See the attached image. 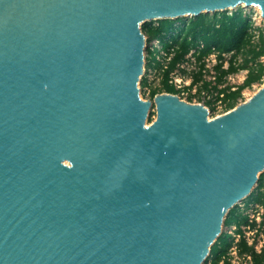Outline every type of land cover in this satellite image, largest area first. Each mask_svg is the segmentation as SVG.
<instances>
[{
    "label": "water",
    "instance_id": "obj_1",
    "mask_svg": "<svg viewBox=\"0 0 264 264\" xmlns=\"http://www.w3.org/2000/svg\"><path fill=\"white\" fill-rule=\"evenodd\" d=\"M241 6L264 18V0H0V264L208 261L264 173V85L212 119L144 99L142 26Z\"/></svg>",
    "mask_w": 264,
    "mask_h": 264
},
{
    "label": "trees",
    "instance_id": "obj_2",
    "mask_svg": "<svg viewBox=\"0 0 264 264\" xmlns=\"http://www.w3.org/2000/svg\"><path fill=\"white\" fill-rule=\"evenodd\" d=\"M146 22L142 29L148 35V42L158 40L161 43L162 49L165 52L163 57L166 60V65L160 61L157 56L151 61H147L148 67H154L162 70L164 79L163 87L166 92L178 94V90L174 84L170 83V75L179 65L187 61V55L191 50H196L198 70L193 74V81L187 89H192L198 82L203 80L205 57L210 55L214 50L222 53L236 52L247 54L245 63L240 65L235 60H231L227 69L222 68L219 64L217 83L221 84L224 77L237 73L240 69H247L248 73L243 84L235 87L219 88L215 85L214 88L218 91L217 99H223L226 106L230 109L234 108L238 99L242 96V92L255 83H260L264 79V62L261 57L264 56V31L259 29L258 42H255L253 33V20L249 14H245L242 7L236 11L229 13L228 11L216 12L213 16L203 13L200 16L192 17L189 21L184 18L176 19H161ZM177 22H180L177 25ZM150 48L147 49L149 53ZM184 70V69H183ZM148 81L143 77L141 85L147 86ZM210 82L204 83V88L209 89ZM154 98L158 94L156 90L150 92ZM221 94L223 96L221 97ZM260 178L259 188H262L263 181ZM256 201L264 205V191H253L248 201ZM239 216L236 225L240 227L248 220L247 216L238 213V205L231 209L225 225L231 224L232 217ZM241 231V229H239ZM233 237L230 234L222 233L218 241L212 246L211 264H220V261L229 251L232 245ZM240 252L250 254L253 259V264H264V246L261 252H257L253 246L248 245L245 239L239 242ZM210 259V258H209ZM208 262V261H207ZM224 264H230L228 260Z\"/></svg>",
    "mask_w": 264,
    "mask_h": 264
},
{
    "label": "rangeland",
    "instance_id": "obj_3",
    "mask_svg": "<svg viewBox=\"0 0 264 264\" xmlns=\"http://www.w3.org/2000/svg\"><path fill=\"white\" fill-rule=\"evenodd\" d=\"M241 7L243 8L245 14H249L251 16V18L253 20V28L256 27L257 33H258L259 29H263V31H264V18L261 16L260 10L256 7H246V6H241ZM237 9L231 8L228 10V12L232 13L233 11H236ZM221 12H223V11H221ZM215 13L210 12V13H206V14L213 16ZM191 18H192V16L184 17V19H186L187 21H189ZM179 23L180 22H177V25ZM153 24L154 25L157 24L156 20H154ZM145 34L148 38L147 33H145ZM255 42H258L257 38L255 39ZM148 48H150V50H149V53L146 50V63H147V61H149V59L151 61H153L155 56H157V58L160 61H162L165 65L167 64L166 60L163 58L165 56V52L162 49L160 42H157V41L148 42L147 43V49ZM246 58H247V54H244L242 52L241 53L233 52L231 54L230 62H231V60H235L237 64L242 65L245 63ZM261 60L264 62V56L261 57ZM210 64L213 65V62L210 61ZM198 65H199L198 63H194L193 61H189L188 63L185 64L184 70L181 69L178 72L181 75V77L183 78L182 85L184 86V88L189 87V85H191V83L193 81V74L198 70ZM247 73H248L247 69H240L237 73L231 74V77H232L231 79H229V78L224 79V81L221 84L224 85L225 87H234L235 88V87L243 84V82L247 76ZM213 76H214V74L208 68V71H206L204 73L203 80H201L195 86H193L192 89H190V90L185 89L184 91L181 90L180 93L177 94L183 100H185L187 102L204 104L206 107H208V109L210 111V118L211 119L218 117L220 115H223V114L231 111L232 109H234L239 104L249 100L264 85V79H263L262 82L255 83L252 87L246 88L242 92V96L238 99L236 106L234 108L230 109L229 107L226 106V103L224 101L219 102V100L217 99V90L213 87V85H214ZM143 77L147 79L148 84H147V86H143L140 84L142 98L153 100L154 98H152L151 94H150V92L152 90H156L158 92V94L159 93H167L165 88L163 87L164 75H163L162 70H160L158 68H154L152 66L148 67L146 65L145 74L143 75ZM205 82L211 83L209 86V89L204 88ZM156 118H157V110H156V106L154 105V107L150 113L149 119H148V125L151 124L152 122H154L156 120ZM261 177L263 179L262 180L263 186H262V188H259V184H260V180H259V183L255 187L254 192L255 191L257 192L258 190L264 191V173H262L260 175V178ZM250 202H251V200L248 201V199H247L246 201L242 202V204L243 203H250ZM238 213H241L243 216L246 215L245 211L241 208L240 205H238ZM238 220H239V216L232 217L231 224L224 225L223 233L230 234V231L233 228L232 226L237 224ZM210 260H212L211 256H210ZM205 264H209V262H206Z\"/></svg>",
    "mask_w": 264,
    "mask_h": 264
},
{
    "label": "built area",
    "instance_id": "obj_4",
    "mask_svg": "<svg viewBox=\"0 0 264 264\" xmlns=\"http://www.w3.org/2000/svg\"><path fill=\"white\" fill-rule=\"evenodd\" d=\"M261 16L262 12L260 11ZM253 33L255 34L254 40L259 38V31L257 33L256 27L253 30ZM158 40H153L151 42H154ZM148 43V42H147ZM233 52H228V53H220L218 51H213L210 55L204 58L205 62V69L204 73L206 71L211 70V72L214 74L213 76V87L215 85H218L219 88L225 87L222 84L217 83V75H218V70L217 66L219 64H222V68L227 69L230 65V58L231 54ZM189 61H193L194 63H197V56H196V50H191L190 53L187 55V61L180 64L179 68H177L174 72L171 73L170 75V83L174 84V86L178 90H185L187 87L184 88L182 85L183 78L181 75L178 73L181 69L185 68V64L188 63ZM210 61L213 62V65L210 64ZM231 79V74L227 75L224 77V79ZM189 84V83H188ZM190 86V85H189ZM233 89H235L233 87ZM189 90V89H188ZM218 95V91H217ZM223 94H221V97ZM219 102H222L223 99H218ZM241 208L245 211V216L248 217V220L246 223H243L240 227L238 225H233L230 234L233 237L232 245L229 248V251L227 254L223 257V259L220 261V264H224L226 260L229 261L230 264H253V259L250 254L247 253H241L240 252V246L239 242L242 239H245V241L248 243V245L253 246L257 252H261L262 248L264 246V205L256 202V201H251L250 203H241L239 204ZM241 229V231H239ZM209 264L212 263V260L208 259Z\"/></svg>",
    "mask_w": 264,
    "mask_h": 264
},
{
    "label": "bare ground",
    "instance_id": "obj_5",
    "mask_svg": "<svg viewBox=\"0 0 264 264\" xmlns=\"http://www.w3.org/2000/svg\"><path fill=\"white\" fill-rule=\"evenodd\" d=\"M256 8H258V7H256ZM260 11H261V9L260 8H258Z\"/></svg>",
    "mask_w": 264,
    "mask_h": 264
}]
</instances>
